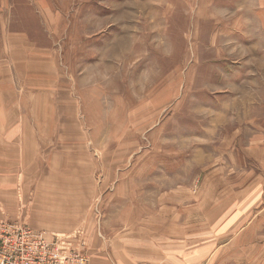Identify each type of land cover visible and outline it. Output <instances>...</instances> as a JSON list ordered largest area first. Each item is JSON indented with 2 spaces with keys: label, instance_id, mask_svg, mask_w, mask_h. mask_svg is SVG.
Returning <instances> with one entry per match:
<instances>
[{
  "label": "rangeland",
  "instance_id": "rangeland-1",
  "mask_svg": "<svg viewBox=\"0 0 264 264\" xmlns=\"http://www.w3.org/2000/svg\"><path fill=\"white\" fill-rule=\"evenodd\" d=\"M39 90L0 226L74 222L44 232L66 261L104 226L206 229L221 264H264V0H0V117L34 127Z\"/></svg>",
  "mask_w": 264,
  "mask_h": 264
},
{
  "label": "crops",
  "instance_id": "crops-1",
  "mask_svg": "<svg viewBox=\"0 0 264 264\" xmlns=\"http://www.w3.org/2000/svg\"><path fill=\"white\" fill-rule=\"evenodd\" d=\"M13 85L17 87L15 82ZM34 93L38 97V94H41L45 107H48L43 112L39 108L37 109L39 111L38 116H36L38 121L35 120L34 127H31L29 119H24L23 112H21L20 120H7L6 114L2 118L0 117L4 119L0 120V160L6 159L13 162L16 159H28L29 157L25 152H22V156L17 155L20 149L16 145L36 143L38 128L46 126L45 120L48 119V114H50L48 120L53 119L50 109L52 104L50 94L46 90H39ZM18 95L15 94L19 99ZM33 96L31 100L33 107L36 108L37 96H34L35 98ZM31 116L35 118V115ZM6 173L5 176L11 182L15 173ZM6 189L8 196H2L0 202L5 203L8 211L15 214L14 185L8 183ZM186 223L188 222H183V224ZM31 224L35 230L44 231L48 235H70L74 240V222L58 223L57 220L54 222L48 218H41L37 223L32 221ZM205 236L206 229H199L198 232L189 230L176 235L166 233L148 236L128 232L127 230L124 232L121 228L114 229L111 232L106 230L104 226L103 231L93 230L92 233H88L85 242L90 264H221L220 255H222V251L218 250L217 247H213V240L208 241Z\"/></svg>",
  "mask_w": 264,
  "mask_h": 264
},
{
  "label": "built area",
  "instance_id": "built-area-1",
  "mask_svg": "<svg viewBox=\"0 0 264 264\" xmlns=\"http://www.w3.org/2000/svg\"><path fill=\"white\" fill-rule=\"evenodd\" d=\"M47 239L44 232L29 228L0 226V264H90L88 256L73 253L70 260L61 252L58 236Z\"/></svg>",
  "mask_w": 264,
  "mask_h": 264
}]
</instances>
